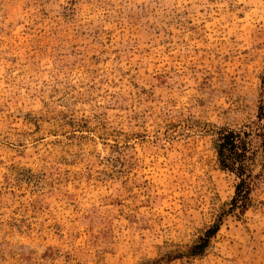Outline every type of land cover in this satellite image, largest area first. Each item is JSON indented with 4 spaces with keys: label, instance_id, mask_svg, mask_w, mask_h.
<instances>
[{
    "label": "rangeland",
    "instance_id": "374dc122",
    "mask_svg": "<svg viewBox=\"0 0 264 264\" xmlns=\"http://www.w3.org/2000/svg\"><path fill=\"white\" fill-rule=\"evenodd\" d=\"M263 91L264 0H0V264H264L216 156Z\"/></svg>",
    "mask_w": 264,
    "mask_h": 264
},
{
    "label": "trees",
    "instance_id": "16d2710c",
    "mask_svg": "<svg viewBox=\"0 0 264 264\" xmlns=\"http://www.w3.org/2000/svg\"><path fill=\"white\" fill-rule=\"evenodd\" d=\"M217 163L221 171L234 176L236 180L234 196L226 213L243 215L252 205L251 193L264 177V91L260 95L255 119L239 130L221 132L216 142ZM259 162V172L253 168ZM220 221V220H218ZM219 231L218 225L209 227L186 253L176 254L169 259L195 258L203 256L210 241Z\"/></svg>",
    "mask_w": 264,
    "mask_h": 264
}]
</instances>
